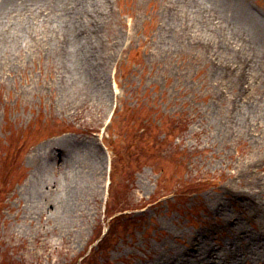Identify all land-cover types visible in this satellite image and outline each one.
I'll return each mask as SVG.
<instances>
[{"label": "rangeland", "instance_id": "obj_1", "mask_svg": "<svg viewBox=\"0 0 264 264\" xmlns=\"http://www.w3.org/2000/svg\"><path fill=\"white\" fill-rule=\"evenodd\" d=\"M172 1L111 0L124 51L105 65L106 104L71 98L47 58L0 73V264H175L264 231V121L251 114L264 86L239 90L228 65L219 78L189 39L166 50ZM252 194L258 212L241 202Z\"/></svg>", "mask_w": 264, "mask_h": 264}, {"label": "bare ground", "instance_id": "obj_2", "mask_svg": "<svg viewBox=\"0 0 264 264\" xmlns=\"http://www.w3.org/2000/svg\"><path fill=\"white\" fill-rule=\"evenodd\" d=\"M250 1L173 0L174 7L172 12L168 11L163 31L165 49L173 52L186 46L189 39L188 46L199 49L198 54L216 57L218 67L213 70L219 78L220 73L231 75L226 69L228 65L237 72L232 75L239 90L264 86V10H256ZM113 13L111 0H0V73L13 71L19 64L24 66L29 59L47 58L62 68L65 84L61 88L66 87L71 98L78 95L91 100L104 94L101 98L106 104L110 92L102 80L105 65L124 51L121 32L112 26ZM202 45L208 46L202 50ZM251 114L264 121V111ZM239 116L237 112L238 119ZM61 149L64 156L68 150ZM94 151L91 146L84 151L90 161L96 160ZM72 187H66V201L73 198ZM254 195H244L241 202L258 212L261 205L255 204ZM241 242L246 243L245 247L229 254L216 251V255L212 247L197 245L198 254H184L183 262L175 264L264 261V231L241 237ZM239 253H244L245 260L239 258ZM153 264L167 263L156 259Z\"/></svg>", "mask_w": 264, "mask_h": 264}, {"label": "trees", "instance_id": "obj_3", "mask_svg": "<svg viewBox=\"0 0 264 264\" xmlns=\"http://www.w3.org/2000/svg\"><path fill=\"white\" fill-rule=\"evenodd\" d=\"M120 217H115L114 219H119Z\"/></svg>", "mask_w": 264, "mask_h": 264}]
</instances>
